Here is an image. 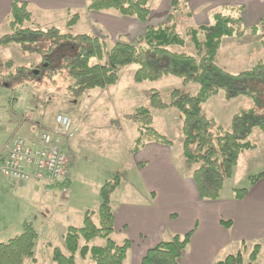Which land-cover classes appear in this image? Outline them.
Returning <instances> with one entry per match:
<instances>
[{"label":"rangeland","instance_id":"obj_1","mask_svg":"<svg viewBox=\"0 0 264 264\" xmlns=\"http://www.w3.org/2000/svg\"><path fill=\"white\" fill-rule=\"evenodd\" d=\"M149 6L153 10L149 22L154 26L165 23L170 14L174 15L177 28L186 42L184 47L178 49L197 56L203 53V47L196 48L189 32L192 28L198 29L199 39L203 41L204 34L200 32L199 26L204 24L198 25V19L196 21L195 16L191 17L190 14L197 13L196 18L202 14L204 16L205 13L201 10L208 7L206 13L210 12L209 22H212L215 12L225 10L212 4L200 5L195 0L189 3L180 0L179 10L172 9L171 0H150ZM31 9L36 25L42 28L55 26L62 32L72 34L94 33L90 15L83 10L78 12L81 16L79 22L68 29L67 11L47 12L37 8ZM206 20L204 18L203 21ZM9 24V15L0 16V38L10 33ZM256 26L258 29L254 31L253 28L246 27L245 23V33L241 37H232L236 41L219 50L218 56L221 57L218 63L226 71L238 74L264 61V29L260 27V21ZM144 30L143 24L141 31L144 33ZM100 36L106 39L109 46L118 38L113 40L109 36ZM120 37L121 41L139 42L138 37L133 39L125 33H121ZM37 46V52H30L18 43L0 46V152H7L17 138L30 137L38 130V126L34 124L31 125L30 131L24 127L22 129V126L18 128L19 122L24 118L40 121L43 128L53 125L59 113L72 116L79 126V132L69 139V147L66 149L71 159L68 167L71 176L70 191L65 197L60 188L46 192L43 186L35 183H28L26 186L11 184L0 174V242H6L20 234L23 224L31 222L40 236L35 248V261L27 258L24 264H56L52 259L53 248L60 246L66 251L63 237L70 225L80 226L88 211L94 212L93 219L99 223L100 190L104 183L111 181L116 175L120 176L121 191L115 196L116 205L123 200L142 203L150 198L142 186L133 151L139 134L137 123L128 116L140 107H150L149 95L153 90L159 91L164 102H170L174 89H179L182 94L195 95L201 86L198 83L184 84L173 76L154 82L138 83L134 75L139 66L134 63L121 71L116 85L86 90L82 95L76 96L70 94L67 89V72L60 70L59 73V69L75 55L76 50L70 40L54 44L43 39ZM107 56L103 61L105 64L109 63ZM46 59L49 64L44 63ZM261 82L263 81L257 79L247 82L249 88L257 94V98H260L264 90V82ZM204 111L216 124L229 128L236 115L255 112L261 115L258 117H264V100L243 96L227 101L220 93L208 100ZM152 112L153 126L172 140L170 147L178 175L184 179L187 176L192 178L193 171L201 162L188 163L183 155L182 119L179 111L170 108ZM253 119L247 118V124ZM250 141L255 147L242 153L233 176L226 181L221 192L223 198L229 197L237 188L248 187L250 176L264 172V133L255 129ZM160 179L158 181H162ZM187 190L184 185L180 187L177 183L169 190L168 196L177 199L183 195L189 199L190 191ZM208 230L202 238H208ZM113 238L117 243H122L119 235L115 234ZM104 243V239H95L90 244ZM246 244L245 264L250 263V254L255 244H260V251L253 264H264V238ZM241 247H227L221 251L220 256L235 254ZM76 258L77 264L88 263L79 254Z\"/></svg>","mask_w":264,"mask_h":264},{"label":"trees","instance_id":"obj_2","mask_svg":"<svg viewBox=\"0 0 264 264\" xmlns=\"http://www.w3.org/2000/svg\"><path fill=\"white\" fill-rule=\"evenodd\" d=\"M87 1L89 11L114 10L124 17L135 18L144 24L145 30L138 39L139 42L120 40L109 46L105 38L96 34H72L62 32L55 26L42 28L36 25L27 2L12 0L9 13L11 31L0 38V46L18 43L30 52H37L38 42L43 39L54 44L70 40L76 50L75 55L59 69V73L60 70L67 72V89L70 94L76 96L82 95L86 90L116 85L121 71L134 63L139 66L134 75L138 83L154 82L173 76L184 84H200L201 88L195 95L182 94L179 89H174L170 102H164L159 91L153 90L149 95L150 107H140L128 116L137 123L139 132L133 151L137 153L152 142L171 146L172 140L153 126L152 111L177 109L182 119L183 155L188 163L201 162L192 176L198 195L202 200H218L226 181L233 176L242 153L255 147L250 141L254 130L259 129L264 133V117H258L261 116L258 113L236 115L229 128H226L216 124L203 111V105L220 93L227 101L243 96L264 100V90L260 98H257V94L247 85V82L255 79L264 82V61L238 74L226 71L218 63V53L223 40L241 37L245 33L244 6L230 5L225 7V10L215 12L212 22L199 27L200 32L204 34L203 41L199 39L198 29H191L189 33L196 48L203 47V53L197 56L178 49L184 47L186 42L177 28L173 14L169 15L165 23L155 26L150 24V0ZM185 2L187 3V0ZM179 4L180 0H171V7L175 8L173 10H179ZM80 17L78 12L70 13L66 27L73 28ZM260 27L264 29V17L260 20ZM252 28L254 31L258 29L256 25ZM49 50L51 52V48ZM106 55L108 64L103 63ZM44 63L49 64L47 59ZM247 118L254 119L247 124ZM263 177L264 172L250 176L248 187L234 190L235 198H244L250 186ZM120 184L121 178L116 175L102 185L99 223L93 219L94 212L88 211L80 226L68 227L63 237L66 251L59 246L53 248L52 259L56 264H77L78 254L82 258L89 257L88 264H124L132 242L126 239L117 243L112 237L116 229L112 199ZM222 223L228 227L231 225L230 220ZM193 231L183 235L176 234L171 239L151 247L144 254L141 264H182ZM39 236L40 233L34 225L25 222L20 234L6 242H0V264H24L27 258L35 261ZM95 239H104L105 243L91 245ZM246 248L247 244L243 242L237 253L228 254L214 264H245ZM259 251L260 244H255L249 264L257 260Z\"/></svg>","mask_w":264,"mask_h":264},{"label":"crops","instance_id":"obj_3","mask_svg":"<svg viewBox=\"0 0 264 264\" xmlns=\"http://www.w3.org/2000/svg\"><path fill=\"white\" fill-rule=\"evenodd\" d=\"M21 1L27 2L31 11V8H37L47 12L67 11L70 14L83 10L90 15V23L94 30L92 34L109 36L112 39L118 37L117 40L113 39L114 42L120 41L121 33L132 36L133 39L140 38L143 34V31H141L143 24L137 19L124 17L114 10L90 12L87 10V0ZM195 1L200 5L212 4L216 8L222 9L230 5H243V17L248 28L257 25L264 17V0ZM11 2L12 0H0V16L9 15ZM187 2L189 3L191 0H187ZM207 8L201 10L205 13L204 16L202 14L196 18L197 13L192 12L190 14L191 17L195 16L196 21L198 19V25L209 22L210 12L206 13ZM204 18L207 20L203 21ZM233 41H236V39L232 37L225 38L220 51L226 44ZM219 57L221 56H218L220 60ZM207 103L204 104V110ZM16 124H18V121ZM32 124L38 126V129L42 127L40 121L24 118L22 122H19L18 128L22 126V129L24 127L27 131H30ZM53 126H55V123L46 125L43 128ZM37 131L26 138L35 137L33 135ZM7 152L1 151L0 155H5ZM135 157L137 171L143 183L142 186L146 193L150 195V198L142 203L123 200L122 203L116 205L117 198L115 196L121 191V184L114 193L112 208L116 218V229L112 237L116 234L121 237L120 241L123 242L129 239L132 242L124 264H141V260L148 249L161 241L171 239L176 234L183 235L190 230L194 231L184 252L182 264H214L225 257L220 256L221 251L225 248L232 245L242 246L243 242H256V240L264 238V177L251 185L248 194L242 199H236L233 192L227 198L220 196L215 201L202 200L191 176L184 179L178 175L173 163L170 146L152 142L135 153ZM69 161L70 166V155ZM159 178L162 181H158ZM177 183L180 187L184 185L188 189L187 192L190 191L189 199L183 195L177 199L168 196L169 190L173 189ZM69 184H71V178ZM23 185L26 186L28 183ZM172 201L179 202L174 203ZM182 205L184 206L181 207ZM228 220L231 221L229 227L222 223ZM207 229H209L207 231L208 238H202ZM83 259L85 262H90L88 258Z\"/></svg>","mask_w":264,"mask_h":264},{"label":"built area","instance_id":"obj_4","mask_svg":"<svg viewBox=\"0 0 264 264\" xmlns=\"http://www.w3.org/2000/svg\"><path fill=\"white\" fill-rule=\"evenodd\" d=\"M79 132L74 119L65 113L55 118V126L40 128L35 137H19L5 155H0V174L11 184L35 183L47 192L61 189L70 191L69 139Z\"/></svg>","mask_w":264,"mask_h":264},{"label":"water","instance_id":"obj_5","mask_svg":"<svg viewBox=\"0 0 264 264\" xmlns=\"http://www.w3.org/2000/svg\"><path fill=\"white\" fill-rule=\"evenodd\" d=\"M37 72V71H36Z\"/></svg>","mask_w":264,"mask_h":264}]
</instances>
